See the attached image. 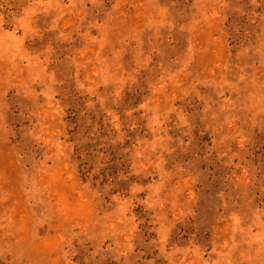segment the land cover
Segmentation results:
<instances>
[{"label":"rangeland","instance_id":"1","mask_svg":"<svg viewBox=\"0 0 264 264\" xmlns=\"http://www.w3.org/2000/svg\"><path fill=\"white\" fill-rule=\"evenodd\" d=\"M0 264H264V0H0Z\"/></svg>","mask_w":264,"mask_h":264}]
</instances>
